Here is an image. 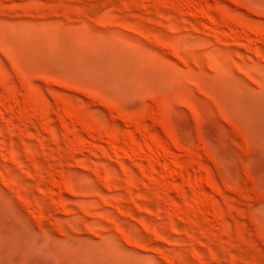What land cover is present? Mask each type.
<instances>
[{
	"label": "rangeland",
	"instance_id": "rangeland-1",
	"mask_svg": "<svg viewBox=\"0 0 264 264\" xmlns=\"http://www.w3.org/2000/svg\"><path fill=\"white\" fill-rule=\"evenodd\" d=\"M0 264H264V0H0Z\"/></svg>",
	"mask_w": 264,
	"mask_h": 264
}]
</instances>
